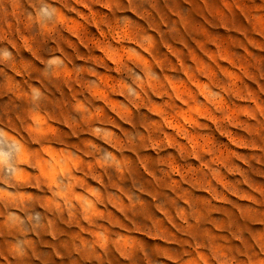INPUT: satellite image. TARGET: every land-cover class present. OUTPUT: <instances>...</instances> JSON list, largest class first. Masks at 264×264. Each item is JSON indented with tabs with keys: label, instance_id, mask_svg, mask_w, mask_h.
<instances>
[{
	"label": "rangeland",
	"instance_id": "374dc122",
	"mask_svg": "<svg viewBox=\"0 0 264 264\" xmlns=\"http://www.w3.org/2000/svg\"><path fill=\"white\" fill-rule=\"evenodd\" d=\"M0 264H264V0H0Z\"/></svg>",
	"mask_w": 264,
	"mask_h": 264
}]
</instances>
